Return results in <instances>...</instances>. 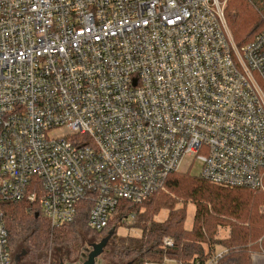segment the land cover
<instances>
[{
  "label": "built area",
  "instance_id": "2783aa9c",
  "mask_svg": "<svg viewBox=\"0 0 264 264\" xmlns=\"http://www.w3.org/2000/svg\"><path fill=\"white\" fill-rule=\"evenodd\" d=\"M227 2L0 0V264L7 204L99 232L195 163L264 191V31L239 46Z\"/></svg>",
  "mask_w": 264,
  "mask_h": 264
},
{
  "label": "trees",
  "instance_id": "16d2710c",
  "mask_svg": "<svg viewBox=\"0 0 264 264\" xmlns=\"http://www.w3.org/2000/svg\"><path fill=\"white\" fill-rule=\"evenodd\" d=\"M225 13L239 46L254 42L264 31V0H228ZM190 204L195 205V214L188 227ZM35 206L19 202L5 207L12 254L23 239L29 246L27 256L46 264L53 248L80 246L90 230L85 214L72 225L53 227ZM163 212L166 215L160 218ZM122 227L138 234H120ZM109 228H115L113 259L125 263L208 264L221 252L216 264H253L254 255H264V191L228 188L191 172H173L165 190L141 203L123 201ZM222 229L226 235H221ZM165 238L173 244L166 246Z\"/></svg>",
  "mask_w": 264,
  "mask_h": 264
},
{
  "label": "rangeland",
  "instance_id": "374dc122",
  "mask_svg": "<svg viewBox=\"0 0 264 264\" xmlns=\"http://www.w3.org/2000/svg\"><path fill=\"white\" fill-rule=\"evenodd\" d=\"M228 4V2H227ZM198 164L195 163L194 166H193V170H192V174L195 173V171H197L198 169ZM186 166H184L185 168ZM183 168V169H184ZM194 214H195V205L193 204H190L188 206V212H187V221H186V225L188 227H190L193 223V219H194ZM166 215V212H163L160 216V218H163L164 216ZM118 233L120 234H138V231H135V230H128L126 228H119L118 229ZM117 234V232H116ZM227 234V231L226 229H222L221 231V235H226ZM84 236H86V232L83 234ZM68 245H63L61 247H55L52 249L51 253H50V256H49V260L46 264H53L55 262H57L61 257H63V255L65 254V250L67 248ZM109 249V252L106 254L107 258L109 260L112 261V264H124L126 261L124 260H116V259H113L114 258V251H115V243L114 241H111L110 244L108 245L107 247ZM26 251V254L24 256L21 257V259L19 260L18 263H15L14 262V257L16 254H20L22 253L23 251ZM29 250V246L27 245L26 241L21 239L20 242H18V246L17 248L13 251V263L14 264H36L34 261H32L30 259L28 255V251ZM220 250V248L218 249Z\"/></svg>",
  "mask_w": 264,
  "mask_h": 264
},
{
  "label": "flooded vegetation",
  "instance_id": "af4514ba",
  "mask_svg": "<svg viewBox=\"0 0 264 264\" xmlns=\"http://www.w3.org/2000/svg\"><path fill=\"white\" fill-rule=\"evenodd\" d=\"M111 229L113 228H107L103 233H96L92 230H88L86 236L82 237L78 248L67 246L65 254L60 258L59 263L85 264L89 260L91 252L94 250L93 245L99 243ZM111 241H113V237L109 240L108 244L104 247V251L95 259L93 264H112V261L106 256L109 252L107 247Z\"/></svg>",
  "mask_w": 264,
  "mask_h": 264
},
{
  "label": "water",
  "instance_id": "95a60500",
  "mask_svg": "<svg viewBox=\"0 0 264 264\" xmlns=\"http://www.w3.org/2000/svg\"><path fill=\"white\" fill-rule=\"evenodd\" d=\"M39 214L37 213L36 216ZM115 234V228L111 229L108 234L102 238V240L99 243H96L93 245L94 250L90 254L89 260L85 264H93L95 262V259L104 251V247L108 244L109 240L114 236ZM26 254V251L24 250L20 254H16L14 257V262L18 263L22 256ZM63 264V263H61ZM125 264H133L132 261H129Z\"/></svg>",
  "mask_w": 264,
  "mask_h": 264
},
{
  "label": "crops",
  "instance_id": "0c3cea01",
  "mask_svg": "<svg viewBox=\"0 0 264 264\" xmlns=\"http://www.w3.org/2000/svg\"><path fill=\"white\" fill-rule=\"evenodd\" d=\"M253 264H264V255H254Z\"/></svg>",
  "mask_w": 264,
  "mask_h": 264
}]
</instances>
